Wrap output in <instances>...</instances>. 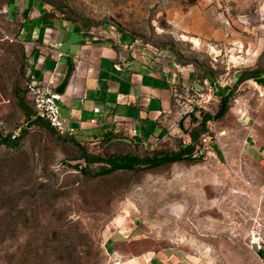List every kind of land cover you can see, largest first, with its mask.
Masks as SVG:
<instances>
[{"label":"rangeland","instance_id":"1","mask_svg":"<svg viewBox=\"0 0 264 264\" xmlns=\"http://www.w3.org/2000/svg\"><path fill=\"white\" fill-rule=\"evenodd\" d=\"M6 1L0 264H119L105 241L130 225L155 251L198 255L207 264H264V0H47L86 30L120 32L167 54L203 86L179 89L173 140L133 150L148 157L192 144L189 157L107 173L113 164L83 155L128 150L87 140L83 151L34 119L26 90L31 54L7 18Z\"/></svg>","mask_w":264,"mask_h":264},{"label":"crops","instance_id":"2","mask_svg":"<svg viewBox=\"0 0 264 264\" xmlns=\"http://www.w3.org/2000/svg\"><path fill=\"white\" fill-rule=\"evenodd\" d=\"M5 6L7 18L18 26V40L31 54L30 73L52 77L58 88L73 65L59 93L66 125L76 129L68 137L75 146L84 151L87 140L115 144L128 150L125 156H112L120 160L136 155L133 150L156 149L180 132L174 87L200 90L203 86L167 54L141 46L120 32L86 30L47 0H7ZM135 231V226H124L106 238V248L119 264H207L198 255L155 251ZM260 252L264 261V242Z\"/></svg>","mask_w":264,"mask_h":264},{"label":"built area","instance_id":"3","mask_svg":"<svg viewBox=\"0 0 264 264\" xmlns=\"http://www.w3.org/2000/svg\"><path fill=\"white\" fill-rule=\"evenodd\" d=\"M179 89L180 87L175 85L174 95L178 101ZM26 90L36 111L34 119L48 121L57 134L61 136L70 137L75 133L76 129L72 126H67L62 116L60 109L61 94L57 91V84L52 77L43 76L42 78H37L33 73H29L26 81ZM94 110L99 112L100 108L96 107ZM92 122L96 123L97 119L93 118ZM207 140V136H204L203 141L207 142Z\"/></svg>","mask_w":264,"mask_h":264},{"label":"trees","instance_id":"4","mask_svg":"<svg viewBox=\"0 0 264 264\" xmlns=\"http://www.w3.org/2000/svg\"><path fill=\"white\" fill-rule=\"evenodd\" d=\"M240 80H242V74H239L238 76V81ZM229 97H230V94L223 95L221 114H224L226 112V109L228 107ZM192 150H193V145L188 144V145L181 146V148L177 152H174V153L166 152V153L158 154L156 156H148V157H140V156L134 155V156L122 158L120 160H115L112 157L111 158L94 157L88 154H84L83 157L88 161H91L92 159H94V160L104 161V162L113 164V167L111 166L110 169L106 168L102 171L103 173H107L119 167L120 168L121 167L132 168L138 163H142V164L150 163L154 165H159V164L166 163V162H173L177 160L186 159L187 157L191 155Z\"/></svg>","mask_w":264,"mask_h":264},{"label":"water","instance_id":"5","mask_svg":"<svg viewBox=\"0 0 264 264\" xmlns=\"http://www.w3.org/2000/svg\"><path fill=\"white\" fill-rule=\"evenodd\" d=\"M72 69H73V65L70 64V68L66 74V77L65 79L62 81V83L59 85V87L57 88V91L58 92H63L65 86L67 85L68 81H69V78H70V75L72 73Z\"/></svg>","mask_w":264,"mask_h":264}]
</instances>
